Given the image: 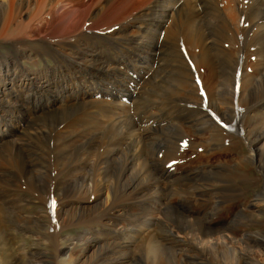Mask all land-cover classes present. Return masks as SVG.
<instances>
[{
    "label": "bare ground",
    "instance_id": "1",
    "mask_svg": "<svg viewBox=\"0 0 264 264\" xmlns=\"http://www.w3.org/2000/svg\"><path fill=\"white\" fill-rule=\"evenodd\" d=\"M111 1L9 0L8 3L7 0H0V21L4 19L0 30V40H6L14 46L13 52L11 50L4 53L0 50V180L5 184L11 183L21 187L20 185L24 183L21 181L20 176L14 175L19 174L17 170L21 174L29 175L31 173L33 177H37L44 171L49 173V170H47L49 161L47 164L44 162V166L41 165L42 160L39 155L41 146L35 145L34 141L40 139V134L46 135L51 127L44 124V121L41 122L42 124L36 123V121H39V119L44 120L45 116L57 112H60L61 115L73 114L76 118L72 120V124H69V128L64 132L62 131L61 135H55L53 145L50 146H53V150L50 147L47 149L49 153L57 155L56 160H54L62 173L59 179L63 180H60L63 185L68 182L65 178L68 176V171L71 172L69 176L76 179L78 185L74 189V195H64L58 182L55 183L56 187H52L53 189L43 193L44 195L42 193H39V196L37 195V199H41V204L44 207L50 212L52 208L56 209V217H62V230L85 227V231L92 234L87 239L83 236L72 237L71 234L67 236V240L72 238L84 244L80 245L79 251L72 242H70L72 244L68 248L62 246L63 248L59 251L64 252L66 257L63 262L65 264H133L135 242H141L140 248H144L148 255L147 259H150L151 264H166L167 260L168 263L170 262L169 254L161 252L158 246L160 243L158 244L156 241L159 240L158 237L151 235L146 240H139L151 225L147 220L150 217L148 216L149 218L143 222V226L140 228L138 225L139 223L142 225L143 216L141 215L143 213H139L141 217L139 216L137 219L141 222H138L135 219L136 216L134 217L136 210L134 212L130 211L133 209V204L127 205L126 210L125 206L115 207L121 200L128 201L130 198L128 193L133 192L130 186H134L135 193H146L148 187L146 186L144 190L140 189L139 185L134 183L139 181L137 180L138 177H134L132 182V173L130 174L132 168L123 167L125 165L123 164L119 181L123 183L124 189L126 188L125 190L128 193L122 190L118 194L112 185V180L119 177L117 174L113 175L114 172H112L116 166H107L114 155L122 153L116 147L121 148L125 144H131L132 146L133 143V147L139 148L138 145L142 140H148V142L142 148L140 155L134 161L132 160L133 166L141 165L140 162L142 163L143 156L151 154L152 157H155L157 155L154 151H158V149L147 148V146H153L157 141L150 138L152 131L164 127H155L159 123L157 121L160 120L152 112L154 104L151 97L159 95L158 87L150 90L153 96L143 98L142 93L145 89L140 88L138 83L126 82L124 88L121 89L117 85L119 84L118 80L125 75L124 70L126 69L124 68L130 65L139 67L135 71H139L140 77L141 75L144 76L142 70L144 63L149 62L151 64V61L155 59L152 58V54L149 52L159 47L163 35L168 34L173 40V51L182 52L185 50L188 52L190 50L197 54L198 57H195L200 61V113L196 111L200 116H195L196 123L200 126L196 129L200 130L202 136L205 132L206 134L210 132L208 136H211L209 140L204 139L203 142H200V152L208 155L219 154L218 152L224 155L228 154L231 134L235 133V135L243 136L242 142L246 143L245 148H248V151L243 152L244 147H241L238 150L240 153L238 158L236 156L228 160V157L225 159L221 157L218 158V163H216L209 159L210 156L207 159H201L202 157H200V182L198 181L200 183V206H202L200 208V218H205L204 224L208 231H202L198 236L197 232L195 233L196 230L186 229L180 221H176L178 227L182 226L181 231L200 238L201 243H208L210 238L222 234L224 227L231 223L227 218H221L207 212V208L217 202L221 191H228L226 187L227 178L237 175L242 179L241 181H244L248 179L246 173H243L247 168L264 171L261 168L264 162V103L261 105H248L242 114L232 115L233 112H236L232 104L234 99L240 95L247 97L250 87H254L258 79L264 78V0H199V8H197L198 5L195 6V0H123L125 8L133 1L142 4L133 14L131 23L123 25L122 29H113L112 33L106 37V34L103 33L104 29L95 27L97 24H94V22L97 23L96 21L100 16L107 14L105 10L110 6ZM11 2L13 5H11ZM182 2V5H187V9L184 10L179 7L176 10V6ZM120 5H122V2ZM24 11L29 15V22L25 25H22V23L14 24L17 17L22 16ZM117 11L115 10L113 13ZM108 13L110 14V12ZM108 16H106L107 20L110 18ZM145 18L153 19L151 20L152 23L150 25H139L138 22ZM36 20L39 26H37V33L32 34L36 27L33 26L34 22L32 23V21ZM169 23L170 26L167 28ZM23 28L24 30H22ZM134 28L141 33H147L148 30L157 32L159 41L153 45H148L143 41L138 44L135 37L130 35V32H135L132 31ZM98 32L99 34H94ZM33 35H36V37H33ZM144 35L146 36V34ZM26 39L37 40L39 45L34 47L28 46L26 43L25 45L19 44V42L21 43ZM248 67L261 69L259 76L251 77L247 72ZM216 68H219L217 70L219 75ZM148 69L150 70V68ZM186 70L187 74L192 75ZM164 72L159 71L156 76L163 77ZM177 72H179L177 75L180 77L176 80L183 86L198 88V85H195L198 81L197 78H182L186 75L182 71ZM215 81L218 85L216 90L213 87ZM237 85L239 89H237ZM161 89L166 90V87L160 86ZM169 92L174 94V92ZM159 104H162V102H159ZM213 112L221 116L223 123L229 127L228 129L224 127L218 129L216 127L211 118ZM249 119H251L250 122H248ZM253 119L258 120V122L263 120V122L255 126L256 124L252 125ZM218 127H220L219 124ZM27 128L32 131V135H29L33 141L32 147L27 146L29 149L28 155L23 152L25 148L23 137H19V135L22 136L23 134L25 136V134H28ZM119 133L122 141L120 139L115 140ZM120 136L118 135V137ZM34 138L36 139L33 140ZM133 139L136 140L133 142ZM76 144L77 148L73 149ZM176 145L179 144L176 143ZM205 147L209 149H205ZM173 148L175 151L170 152L171 157L168 160L171 163L177 162L179 159L178 152L176 153L178 146L177 149ZM133 150L135 148H132ZM123 155L126 157L125 153ZM127 156L129 157V154ZM70 161L72 162L70 163ZM129 161L131 159L125 158L123 163L126 162L127 164ZM122 167L120 166V169ZM143 167H141V172L147 176L149 170ZM52 168L54 169L53 166L50 169ZM138 169L140 170V168ZM158 173L155 175H158ZM163 173H165V169ZM163 177L160 179H163ZM260 178L264 187V173L261 174ZM160 179L159 182H161ZM196 183L197 181L193 184L192 189ZM108 185L112 190L109 189V191L113 192L114 196L117 195L119 199V202L117 201L118 203L114 206L117 213L110 214L111 212L108 210H100L102 208L108 209L109 205L108 207L106 205L111 204L108 202L109 196L104 202L102 200ZM92 188L99 191L96 197L90 196ZM32 191L34 193V190ZM11 192L7 195L10 205L7 206L6 204L4 206L0 203V233L4 240H12L13 237H8L7 230L15 229L13 231L15 240H27V235L30 233L29 238L37 241L29 246L26 243L27 248L26 246L23 247V253L18 256L9 257L7 250L8 254L4 264H22V261L23 264H53L44 259L45 255L42 252V248L48 244L45 240H40L42 238L38 235V230L43 226L41 217L29 218L25 216V208H21V200L11 198L14 196L15 190L12 188ZM76 193L86 194L87 199L80 198ZM159 194L162 197L160 201L162 199L168 200L166 189H161ZM238 194H233L232 199L230 198L229 201L227 199V202L221 201L224 205H221L220 209L227 215L245 216L247 221L240 225L242 228L263 225L261 216L264 214V194H257V201L252 202V204L245 202L244 193L240 195L238 192ZM56 196H58V199H54ZM1 197L4 198L3 194L0 195ZM149 197L150 195L148 199ZM53 201H55L54 206ZM17 202H19V205ZM91 203L94 204L89 207ZM234 207L237 211L234 210ZM181 216L183 222H191V217L188 215L181 214ZM52 219L56 226V220ZM121 223H124L125 230L117 232L114 237H111V239L118 240V245L115 243L117 246H111L112 248L109 245L97 247L102 240L108 239L101 235L103 228L111 225L114 230ZM126 227L131 228L126 229ZM4 232L7 233V236ZM79 232L81 231L78 230ZM231 232H234V229ZM252 233L255 234V232L250 231V234L255 238L249 239L247 236L240 239L247 254L241 253L233 246L229 249L228 244L222 242L217 245L231 251L230 259L223 261L213 252L211 257L200 255V263L193 260L190 261V264H230L234 262L236 264L239 262L243 264H262L253 254L252 248L261 247L264 245V241ZM0 240H2L1 237ZM229 241L232 242V239ZM92 248H95V250H92ZM91 252L93 253L91 254ZM57 255L58 253L54 257H57ZM165 255H168L167 258L164 257ZM20 259L21 262H19Z\"/></svg>",
    "mask_w": 264,
    "mask_h": 264
},
{
    "label": "rangeland",
    "instance_id": "2",
    "mask_svg": "<svg viewBox=\"0 0 264 264\" xmlns=\"http://www.w3.org/2000/svg\"><path fill=\"white\" fill-rule=\"evenodd\" d=\"M7 1L9 3V0H7ZM12 2H11V5H13ZM121 2H122V5H120ZM123 2H124L123 0H112L110 2L111 3L110 6H108V8L105 10V12L107 14H103V16H100V18L96 21L97 23L94 22V24H97L95 27H98L99 29H104L103 33L106 34V37L108 34L112 33L113 29H115V28L122 29L123 25H126L129 22L131 23L133 21V18H132L133 14L137 11L138 7L142 4L140 2L133 1L132 4H130L127 8H125V5ZM194 2H195V6L198 5L197 8H199L200 1L195 0ZM197 2H198V4H197ZM182 4H183V2L181 4H178L176 6V10L179 7L186 10L187 5L184 6ZM113 10L114 11L118 10V11L116 13H113L114 12ZM108 12H110V14L112 16ZM23 13L24 14L22 16L17 17V19H16L17 22L14 21V24L16 23V25H17V24L22 23V25H25L26 23L29 22V17H28L29 15H27L26 14L27 12L25 13V11ZM108 14H109L110 18L108 16ZM114 14H116V15L114 16ZM106 16H108V18L110 20L113 17L114 18L110 21L109 19L107 20ZM106 20H107V23H106ZM151 20H153V19L145 18V19L141 20V22L139 21L138 23H139V25H148V24L150 25L152 23ZM18 21H20V22H18ZM3 23H4V19L0 21V30L2 29L1 27L3 26ZM32 23H33L34 27L36 26L34 28V31L32 32V34H34V33H37V26H39V25L37 24V20L32 21ZM32 23H31V25H32ZM117 25H119V26H117ZM169 26H170V23L168 24L167 28ZM22 30H24V28ZM132 31L133 32L135 31V32L134 33L130 32V35L135 37V40L138 44L141 41H143V42L147 43L148 45H153L157 41H159L158 40L159 36H158L157 32H153V31L148 30L147 33H145V32L141 33L136 28L132 29ZM77 33H79V32H77ZM77 33H75V34H77ZM94 34H99V32L94 33ZM144 34H146V36ZM33 37H36V35H33ZM162 38L163 39H162V41H160L159 44H161V45L159 47L154 48V51H152V52H149V50H148V52L152 54L151 55L152 58H155V59H154V61H151V64L149 62L144 63V67L142 69L144 76L141 75V77H140L139 71H137V72L135 71V69L136 68L139 69V67H136V65H130L129 67L124 68V69H126V70H124L125 75L118 80L119 84H117V85H119L118 87L122 89V88H124L123 86L126 85L125 84L126 82L130 83L133 81V82L138 83V86L140 88L142 87V89H145V91L142 93L143 98H145L146 96H153V95H151L150 90H154L158 87L157 88L158 93H159V95H157L158 97L157 96L151 97L152 103L154 104V108L152 107V112L157 117V119L160 120V121H157L159 123L156 124L155 127H159V126H164V127H160L158 129L152 131L150 138H152L153 141H156V140L157 141H156V143H154L153 146L152 145L147 146V148L152 147L154 149H158V151L157 150L154 151V152H156L155 154H157V155H155V157L154 156L152 157L151 154L143 156L142 157V163L140 162L141 165H134L133 166V164L131 163L132 160L134 161L135 158H137L138 155H140L142 148H144V146L148 142V140H142L140 142V144L138 145L139 148L133 147V143H132V146H131V144H125L127 146L124 145L121 148L116 147V148H118V151L122 152V153L120 155H114L113 159H110L111 162L109 161L107 164V166H111V165L116 166V167H114V171H112V172H114L113 175L117 174V175H119V177L117 178L118 180L117 179L112 180V185L114 186L113 189L115 191H117L118 194H120L122 190L126 192V190H125L126 188L124 189L123 183L121 181H119L120 174L122 172L123 167H126V168L129 167L130 169L132 168L130 170V174L132 173L131 177L133 178L132 182L134 181V177H136V178L138 177L137 180H139V181L134 182V183L136 185H139L138 187L142 190H144L147 186L148 191H145L146 193H141V192L135 193L134 192V186H130L131 190L133 192L132 193H130V192L128 193V191L126 192L130 196V198L128 199V201H122L121 200L120 201L121 204L119 203L120 204L119 205V204H116L119 202L118 196L117 195L114 196L115 194H113V192L111 193L112 190L110 189V186L108 185V188H106L104 191V195L102 197V200L104 202L106 200L107 196H109L108 202L111 204H107L106 206L108 207V205H109L110 209L109 208L108 209L102 208L100 210H108L109 212H111L110 214L117 213L116 208H121L122 206H125V210H126L127 205H129L131 203V204H133V209L130 211L134 212V210H136V213H134V217L136 216L135 219L139 218V216H140L139 213L144 214V215L143 214L141 215V216H143L142 225L140 223L138 225V226H140V228L143 226V222L146 221V219L150 217V219H147V220L150 222L151 225L148 228V230L142 235V238L139 240H141V241L146 240L151 235L153 237H158L159 240H156V241L158 242V244L160 243L158 246H159L161 252L163 254H169V256L168 255L167 256L169 257L170 262L168 263V260H167L166 264H182V263L183 264H190V261H193V260H196L200 263V255L205 256V257H211V255H213V252L216 253V255H218L219 259L225 261V259H230V257H231V251L229 249L232 248V246L234 248H237L241 253L247 254L246 249H244V247H243L244 244L240 241V239L242 237H247V236L249 237V239L255 238L254 236H252L250 234V231H251V232H255L256 236L259 238H262V240L264 241V214H262V216H261V219L263 220V225H260L259 227L250 226L249 228L246 227V229H245V227L242 228L240 226V225H243L247 221V218H245V216H242V215L238 216L237 214H236L237 216L236 215H234V216L227 215L220 208H221V205H224L223 202H225V201L227 202V199L229 201L230 198L232 199V197H233L232 195L238 194V192L240 193V195H242V193H244L243 198H244L245 202L247 201V204H252V202H256L257 201L256 195L259 193L264 194L263 182H262V179L260 178L261 174L264 173L263 170L259 171L258 169H255V168H247L246 170L243 171V173L244 172L246 173V175L248 176V179L247 180L245 179L244 181H241L242 179L237 175L227 178L228 181H227L226 187H227L228 191L229 190L230 191L229 192L226 190L221 191V193L219 194L220 197L217 198V202L215 204H213V206H210L211 207V208L209 207L210 209L207 208V212H209L212 215L221 217V218H227L229 220V222L231 221V223H230V225L224 227V230H222V234H217V235H214L212 238H210L209 239L210 241L208 243H205V242L201 243L199 240L200 238L194 237V235L191 233L181 231L182 226L178 227V224L176 223V221L178 220L181 222V224L183 226L186 227V229H192L194 231L196 230L195 233L197 232L198 236H200V232L208 231V228H206L205 224H204L205 218H200L201 217L200 216V208H202V206H200L201 202H200V183H199L200 182V157H202L201 159H207V157L210 156L209 159L212 160V162L218 163V158L222 157L225 159L228 157L227 158L228 160L230 158H235L236 156H237L236 158H238L240 155L238 150H240L241 147H244V149L242 151L247 152L248 148H245L246 143L242 142L243 136H241L239 134L235 135V133L234 134L232 133L231 138L229 140L230 141V145H229L230 148L228 147L229 148L228 154L224 155L223 153L218 152L219 154L216 153V154L208 155L206 153L200 152V148H199L200 142H203L204 139L209 140L211 138V136H208V135H210V132H207V134L205 132V134L203 135L204 137H203L202 135H200V130L198 131L196 129L198 126H200V125H197L196 117H195V116H200L196 112V111H198L200 113V61H198V59L196 58V57H198V56H196L197 54L194 52H191L190 50L188 52L185 50L182 52L181 51H173L174 50L172 47L173 40L168 36V34L163 35ZM149 42H151V43H149ZM25 43L28 46H34V47L39 45V42L37 40H31V39L23 40V41H21V43L19 42V44H22V45H25ZM180 45H181V43H180ZM13 48H14V46L10 42H7L6 40H0V50L2 52L8 53L11 50H12L11 52H13V50H14ZM146 67H147V69H146ZM148 68H150V70ZM186 69L190 73H192V75L189 73L187 74L185 72ZM218 69L219 68H216V72L219 75V73L217 71ZM258 69H256V67H251V68L248 67L247 72H248V74H250L251 77L252 76L258 77L260 72H261V69H259V70ZM140 70H141V68H140ZM158 70L161 73L165 71L163 73V77L162 76H156V74L159 72ZM255 70L256 71L258 70V71L256 72ZM177 71H180V72L182 71L183 74L186 75V76H182V78H186V79H194V78L196 79L197 78L196 80H198V81H196L197 83H195V85L197 84L198 88L196 87V89H195V87H192V86H190V87L189 86H183L180 82H178V80H176V79H179L180 76L177 75L179 73ZM194 82H195V80H194ZM113 84L116 85L115 83H113ZM160 86H165L166 90H162V89L160 90ZM213 87L215 90L217 89L216 87H218V85H217L216 81L213 83ZM250 88L251 89H249L250 92H248L247 97H244V95H240L238 98L234 99V102L232 104H233V107H235L236 112H233V114H232L233 116H234V114L235 115L237 114V116H238V113L242 114V112L245 111V109L248 105H258V104L261 105L262 103H264V78L258 79L255 86L254 87L252 86ZM237 89H239L238 85H237ZM169 91L174 92V94H171ZM153 99H155V100H153ZM159 102H162V104H159ZM246 102H247V104H246ZM218 115L219 114L216 112H213L211 115V118L213 119L216 127L218 129H220L221 127L228 129L229 127L227 125H225V123H223L224 121L222 120L221 116L220 115L218 116ZM158 116H160L162 118H160ZM188 116L190 118L189 120H188ZM75 118H76V116H74L73 114L72 115H67V114L61 115L60 112H57L56 114L52 113V114L45 116L44 120L39 119V121L38 120L36 121V123H39V124H42L41 122L44 121V124L50 126L51 129H53L52 131L50 129L46 135L40 134V139H37V140H35L36 138L33 139V140H35L34 141L35 145L41 146V149L39 150V152H40L39 155L41 156L40 159L42 160L41 165L44 166V162H45V164H47V162L49 161V163L47 164V166H48L47 170H49L48 171L49 173H45V171H44L42 174L38 175L37 176L38 178H37V177H33L32 176L33 174L31 175V173L29 175L25 174V173L21 174L20 171L17 170V172L19 174H14V175L20 176L21 181L24 183V184L20 185L21 187H18L16 185H12L11 183L5 184L4 182H2V180H0V195L3 194V196H4V198L3 197L0 198L1 204H3L4 206H6V204H7V206L10 205V203H8L9 198L7 197V195L9 194V192H11V190L13 188L15 190V192H14L15 194L11 198H17V200L18 199L21 200V204H22L21 208L22 207L25 208L24 215L28 216L29 218H34V217L40 218L41 217L40 219L43 222V226H42V228H40L38 230V235L40 238H42L40 240H45V242L48 244V245L43 247L44 250L42 248V252L45 255L44 259L48 260L49 262H51L53 264H65L63 262L66 258L65 253L64 252L61 253L59 251V249H61L63 247L68 248L72 243H74V245L77 246V249L79 251L80 245L84 244V243H80L77 240H74L72 238L67 240V238H66L67 236H69L71 234L72 237L83 236L84 238L87 239L88 237H90L92 235L91 233H87V231H85V227H80L81 229L79 228V229H71V230H67V229L62 230L63 220H62V217H58V218L56 217V209L52 208V210L50 212L46 207H44L41 204V199L40 200L37 199V195L39 196V193L43 194V193H46L47 191L53 189L52 187H56L55 183L57 184V182H58V184L61 185V188H62L61 192L64 195L65 194H66V196H71L72 194L74 195V192H75L74 189H76V187L78 185L76 179L73 176H69L71 174V172L68 171V176L65 177L68 180V182H67L68 185L67 184L63 185V182H61L63 180L59 179V176H61L62 173L59 171L60 169H59V167H57L56 161H55L57 158V155L54 153H49L47 148L50 147L51 145H53L55 135L59 136V135H61L62 131L63 132L66 131V129L69 128L68 126H70L69 124H72V122H73L72 120H74ZM167 118H168V120H167ZM46 119H47V121H46ZM250 121H251V119L248 120V122H250ZM257 122H258V120L253 119L252 125L256 124L255 126H257L261 122H263V120H260V122H258V123ZM36 123H35V125H36ZM218 124L220 127H218ZM35 125L33 124V126H35ZM262 128H260V130H262ZM27 133L28 134H25V136H23V134H22V136L19 135V137L20 138L23 137V140H24L23 143L25 145L23 152L28 155L29 149L27 148V146L32 147V145H33L32 144L33 141L31 140V137L29 135V134L32 135V131L30 128H27ZM118 135L120 136L121 134L119 133ZM118 135L117 136L115 135L116 136L115 140L117 141L120 139V141H122L121 136L118 137ZM205 135H207L208 138ZM51 137H53V138H51ZM134 140H136V139H133L132 141L134 142ZM132 141H129V142H132ZM35 142H37L38 144ZM176 143H178L179 145H176ZM129 145L131 147H128ZM196 145H197V149H196ZM177 146H178V150H176V153L178 152L179 159L177 160V162L171 163L168 161V160H170V157H171L170 152L175 151L173 147H175L177 149ZM190 146H192V147H190ZM76 148H77V144L73 147V149H76ZM132 148H135L136 151L135 150L132 151ZM50 149L53 150V146L50 147ZM205 149H209V148L205 147ZM123 153H125L126 157H124ZM128 154H129V157L127 156ZM131 154H132V156H130ZM200 154L201 155L203 154V155L201 156ZM133 155H135V156H133ZM49 158H50V160H49ZM121 158L123 161L121 160ZM125 158L131 159V161L127 162V164H126V162L123 163L125 161ZM147 159H148V162H147ZM119 161H120V163H119ZM71 162L72 161H70V163ZM50 163L52 164L51 166H50ZM168 163H169V165H168ZM53 164H55V165H53ZM123 164H125L126 166L125 165L123 166ZM130 164H132V165H130ZM262 165H263V167H261V168L264 169V162ZM52 166L54 167V169L52 168L53 170L50 169ZM55 166H56V168H55ZM120 166L121 167L123 166V167L120 169ZM141 167L149 170V173L147 174V176L142 174ZM138 168H140V170ZM56 169H58V170H56ZM135 169H136V171H135ZM164 169H165V173H163ZM156 172L157 173L159 172L158 175H155V174H157ZM140 175L142 176L141 178H140ZM159 175H160V177H158ZM163 176H165V177H163ZM162 177H163V179H160ZM4 178H6V177H4ZM159 179L161 180V182H159ZM166 179H168L169 181ZM232 179H235V180H232ZM149 180H150V182H149ZM196 181H197V183L195 184L196 187L194 186L192 189V186ZM245 181H246V183H244ZM62 185H63V187H62ZM189 185H190V187H189ZM30 188H31V190H30ZM34 188L36 189V191ZM94 189L92 188L90 191L91 197H96L99 193V191L97 189H95V190ZM109 189L111 191H109ZM161 189H164V190L166 189V194L168 196V200L165 201L162 199L163 202L160 201V198H162V197H161V194H159V191ZM244 189H245V191H244ZM32 190H34V193ZM155 191H157V192H155ZM35 192H36V194H35ZM109 192H110V194H109ZM11 193H13V192H11ZM42 194H41V196H42ZM76 194L80 198L87 199L86 194H83V193H76ZM138 195H140V196H138ZM149 195H150V197L148 199ZM142 196H143V198H141ZM56 197H54V199H58V196H56ZM132 198H133V200H132ZM113 199H117V200L113 201ZM139 199H140V201H138ZM219 199H220V201H219ZM110 200H111V202H110ZM221 201H223V202H221ZM112 202H113V204H112ZM165 202H167V203L164 204ZM17 203L19 205V202H17ZM93 204L94 203H91L89 205V207H91V205L93 206ZM115 204H116V206H115ZM152 207L155 209H153ZM234 210L237 211L235 207H234ZM181 214L188 215L189 217H191V222L190 223H186L185 221L183 222L181 220L182 219ZM248 214L250 215V213H248ZM52 218H54L56 220V226L54 224V221L52 222V220H53ZM137 221L141 222V220L139 221L138 219H137ZM51 223H53V224H51ZM29 225H31V224H29ZM128 228L130 229L131 227H126V229H128ZM233 229H234V232H231ZM78 230L81 232L78 233ZM114 230H115V232H114ZM114 230L112 229L111 225L104 227L101 235L105 238H108L107 239L108 241L102 240L100 245H98L97 247L100 248V247L107 246V245H109V247H111V246L116 247L118 245V240L111 239V237L112 236L114 237L117 234V232H121V231L125 230L124 223L117 225L114 228ZM13 231H15V229H13L11 231H10V229L7 230V232L9 233L8 237H13L12 240H4L2 234L0 233V237L2 239V240H0V264H4L8 253H9V257L18 256L19 254L23 253V251H22L23 247L26 246V248H27L26 243H28V246H29V245H32L34 242L37 241V240H34L33 238H29L30 233H28V235H27L28 236L27 240H15L14 239L15 233ZM4 233L7 236V233L6 232H4ZM158 234H159V236H158ZM252 234L255 235L254 233H252ZM231 239H232V242L229 241ZM70 242H72V243L70 244ZM77 242L80 244H78ZM222 242L228 244V246H229L228 250H225L223 247H221V245H217V244H220ZM140 244H141V242H135V248L133 251L134 254H133L132 263L133 264H151L150 259L149 260L147 259L148 255H147L146 251L144 250V248H140ZM75 246H73V247H75ZM95 248H92V250H95ZM252 249H253L252 250L253 254L257 257V259H259V261L262 264H264V245H262L261 247H254ZM7 250H8V253H7ZM57 253H58L57 257H54L55 254H57ZM92 253L93 252H91V254ZM167 256L165 255L164 257L167 258ZM19 262H21V259L19 260ZM154 263H155V261H154ZM22 264H23V261H22ZM230 264H236V263L234 262V263H230ZM238 264H243V263L239 262Z\"/></svg>",
    "mask_w": 264,
    "mask_h": 264
},
{
    "label": "snow or ice",
    "instance_id": "3",
    "mask_svg": "<svg viewBox=\"0 0 264 264\" xmlns=\"http://www.w3.org/2000/svg\"><path fill=\"white\" fill-rule=\"evenodd\" d=\"M53 206L55 205V201L52 202Z\"/></svg>",
    "mask_w": 264,
    "mask_h": 264
}]
</instances>
